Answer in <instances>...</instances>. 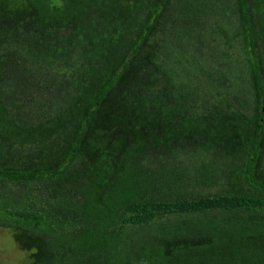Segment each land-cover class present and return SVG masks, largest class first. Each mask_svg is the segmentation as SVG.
<instances>
[{
  "label": "trees",
  "instance_id": "16d2710c",
  "mask_svg": "<svg viewBox=\"0 0 264 264\" xmlns=\"http://www.w3.org/2000/svg\"><path fill=\"white\" fill-rule=\"evenodd\" d=\"M263 142L264 0H0L21 264H264Z\"/></svg>",
  "mask_w": 264,
  "mask_h": 264
},
{
  "label": "rangeland",
  "instance_id": "374dc122",
  "mask_svg": "<svg viewBox=\"0 0 264 264\" xmlns=\"http://www.w3.org/2000/svg\"><path fill=\"white\" fill-rule=\"evenodd\" d=\"M227 31H229V28H226ZM225 47V46H224ZM230 54L227 56V58H233L234 61L237 60L236 56H240V49H239V43L232 39L230 41V47H229ZM232 63V60H229ZM205 68L206 64L202 65ZM214 70V69H213ZM46 75L48 77V74L42 71L39 75ZM50 77V75H49ZM38 78V77H37ZM46 78V77H42ZM11 82V81H10ZM32 87L30 88V92L32 93L34 91H38V100H37V106L41 107H47L48 101L53 97V95L56 93L54 84L50 83L47 87L41 85L40 81L38 79L31 81ZM11 87V86H10ZM15 87V86H14ZM24 87L16 86L14 89L17 91L23 89ZM29 92V93H30ZM36 93V94H37ZM262 157L260 158L259 167L264 170V142L262 146ZM264 172V171H263ZM29 250H24L21 248V246L12 238V235L10 231L6 228L0 227V264H21L25 263L27 261V253Z\"/></svg>",
  "mask_w": 264,
  "mask_h": 264
}]
</instances>
